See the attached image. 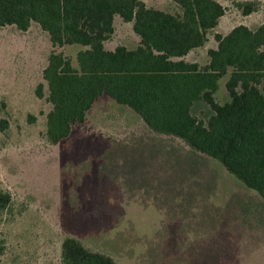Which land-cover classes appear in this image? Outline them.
<instances>
[{
  "label": "rangeland",
  "instance_id": "obj_1",
  "mask_svg": "<svg viewBox=\"0 0 264 264\" xmlns=\"http://www.w3.org/2000/svg\"><path fill=\"white\" fill-rule=\"evenodd\" d=\"M168 1L156 4L175 12ZM222 1L231 18L237 6ZM238 24L219 23L208 47ZM121 30L108 45L129 37ZM52 50L38 24L0 26V119L8 122L0 189L12 195L0 211V264H66L67 237L118 264H264V198L219 160L154 132L132 108L103 95L67 138L48 139L53 104L43 70ZM56 50L71 58L77 48ZM229 74L218 82L219 103L229 99ZM192 111L205 124L214 114L204 101Z\"/></svg>",
  "mask_w": 264,
  "mask_h": 264
},
{
  "label": "trees",
  "instance_id": "obj_2",
  "mask_svg": "<svg viewBox=\"0 0 264 264\" xmlns=\"http://www.w3.org/2000/svg\"><path fill=\"white\" fill-rule=\"evenodd\" d=\"M174 1L182 12L149 7L144 0H0V26L27 31L37 22L50 35L54 49L43 75L53 104L47 116L52 143L67 138L74 125L86 120L96 99L108 95L131 107L154 132L179 137L219 160L264 198V23L216 33L218 48L209 49L207 65L173 60L203 46L226 12L217 0ZM233 1L244 15L263 5L261 0ZM115 15L133 22L141 37L137 49L106 48ZM68 44L87 46L77 54L79 67L56 50ZM229 72L230 100L221 104L215 92ZM37 95L44 96L42 84ZM200 100L214 111L208 124L193 114ZM0 127L7 128L8 122L0 119ZM11 202V193L0 189V211ZM62 248L66 264H118L73 237Z\"/></svg>",
  "mask_w": 264,
  "mask_h": 264
},
{
  "label": "crops",
  "instance_id": "obj_3",
  "mask_svg": "<svg viewBox=\"0 0 264 264\" xmlns=\"http://www.w3.org/2000/svg\"><path fill=\"white\" fill-rule=\"evenodd\" d=\"M146 2V4L149 6V7H154V8H157V9H161L163 11H166V12H171V13H176V12H182V9L181 7L179 6V4H177L174 0H170L168 1L169 2H173V5L176 7V10L175 12L173 11H170V10H167L164 6V4L162 3H158L156 4V2H159V0H144ZM218 2H220L224 7H226V12L223 16H221L219 18V23H239V24H244V25H247L249 28L251 29H256L258 28L261 24L257 25L256 28H253L249 23H264L263 20L259 19L258 16L261 15L262 12L260 11H255V12H252L251 14H248V15H244L242 14L241 10L239 8L236 7V11H233L231 13V18H228V11H227V5L222 1V0H217ZM233 1V0H232ZM236 1H239V0H236ZM263 3H264V0H261ZM153 3V4H152ZM264 14V12L262 13ZM241 15V16H240ZM219 23L218 25L213 28V30H215L218 26H219ZM34 24H38L37 22H32V25L31 27L27 30L29 31ZM238 24V25H239ZM39 28L44 31L41 26L38 24ZM114 27H115V31L112 35H114L119 29H122L121 31L123 30H127L128 33H129V37L124 40V41H118L116 43H114L113 45H108V40L105 41V46L107 49L109 50H115L117 46L119 45H124L126 46L128 49L130 50H134V49H137L140 44H141V37L134 31V28H133V22H128V21H125L120 15H115L114 17ZM233 29V28H232ZM230 29V31L232 30ZM230 31H227L225 33H222V34H227L229 33ZM46 32V31H44ZM48 35L49 33L46 32ZM210 33V32H209ZM209 33H208V40L206 41V43L203 45V46H200V47H197V48H194L192 49L188 54H186L185 56H182V57H173L172 59L173 60H185L187 62H196V63H199L200 65H202L201 61L197 58V56H199V54H202L203 52H201V49H205L204 52H205V59H204V65H207L209 62H210V56L208 54V51L209 49L213 48V49H216L218 48V41L215 39V44H212L210 47H208V42H209ZM49 39H50V35H49ZM50 43H51V47L52 49H54L53 45H52V42L50 40ZM65 46H71V47H76L77 48V51H76V56L75 57H71L72 59V64L74 67H79V63H78V58H77V54L80 50L82 49H86L87 46H84V45H81V44H68V45H65ZM64 46V47H65ZM48 64V63H47ZM47 66V65H46ZM45 66V67H46ZM217 92V91H216ZM103 96V95H102ZM101 97V96H100ZM110 97V96H109ZM98 99V98H97ZM96 99V100H97ZM113 99V98H112ZM230 100V96H229V99H226L224 100V103L228 102ZM201 101V100H200ZM198 102V101H197ZM95 103V102H94ZM118 103V102H117ZM221 103V102H220ZM224 103H221V104H224ZM94 105V104H93ZM122 105V104H121ZM127 106V105H126ZM129 107V106H128ZM131 108V107H130Z\"/></svg>",
  "mask_w": 264,
  "mask_h": 264
}]
</instances>
